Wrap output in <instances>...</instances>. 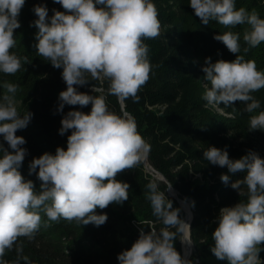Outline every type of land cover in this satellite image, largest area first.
Here are the masks:
<instances>
[{"label":"clouds","instance_id":"clouds-1","mask_svg":"<svg viewBox=\"0 0 264 264\" xmlns=\"http://www.w3.org/2000/svg\"><path fill=\"white\" fill-rule=\"evenodd\" d=\"M64 11L36 5L38 17L33 25L38 29L34 45L38 56L62 69L66 90L59 93L57 111L65 105L85 107L91 111H68L61 120L59 134L69 130L67 148L57 147L55 154L45 152L29 163V175L36 174L40 189L26 180L20 168L27 155L23 136L33 114L18 112L15 94L18 85L5 81V93L0 97V264L6 251L15 250L20 256V238L32 240L41 226V212L51 221L75 220L82 225L99 227L108 217L96 209L128 200V183L116 179L119 173L135 168L150 151V145L138 131L135 119L128 113L109 110L105 95L79 92L76 86L96 81H107V94L123 103L138 102V93L150 78L147 39L160 35L161 24L152 0H54ZM25 0H0V73L15 75L23 64H30L27 56L11 50L16 46L14 30L21 27L19 15ZM195 15L204 25L214 21L225 29L247 25L243 51L264 43V18L252 9L237 8L235 0H190ZM229 52L233 61L211 62L205 58L202 67L208 105L245 104L249 117V131H264V110L252 93L264 89V71L258 70L254 60L240 55V33L231 30L215 35ZM210 85V87H209ZM92 91H98L94 86ZM11 151H10V150ZM203 158L212 165L226 167L228 174L220 180L227 185L231 176L236 179L231 187L246 200L219 210L217 227L212 232L214 244L210 251L227 264H262L259 253L264 250V158L249 150L239 159H231L227 150L209 146ZM38 169V171H37ZM149 190L152 215L162 224L159 231L140 230L131 248L121 252L119 264H191L174 247L178 234L189 226L174 209L172 202L155 182ZM171 189V184L166 188ZM175 229L176 231H172ZM185 242L183 239H180ZM27 261V257H23ZM18 264V262H17Z\"/></svg>","mask_w":264,"mask_h":264},{"label":"trees","instance_id":"trees-1","mask_svg":"<svg viewBox=\"0 0 264 264\" xmlns=\"http://www.w3.org/2000/svg\"><path fill=\"white\" fill-rule=\"evenodd\" d=\"M152 2L157 8L161 28L157 38L144 41L148 46L147 55L152 68L149 80L138 93V102L128 99L121 105L115 96L107 94V81H96L91 77H88V84L76 87L79 92L89 95H105L110 111L117 114L128 112L135 119L139 133L150 145L147 165L161 173L165 180L155 177L154 174L159 176L156 172L148 171L143 161L135 168L119 173L116 179L130 185L128 200L122 204H110L103 210L97 208V214H106L108 217L99 227L92 223L82 225L75 220L51 221L41 212V226L34 238H20L18 241L22 245V254L18 256L14 249L6 251L3 259L8 264H119L118 255L131 248L139 238L141 229L149 232L159 231L162 227L152 215L147 199L149 190L146 185L150 182L158 185V190L164 192L174 209H180L179 215L183 220L184 210L166 188L171 184L178 197L190 200L192 219L189 235L193 248L187 260L191 264H209V259L216 258L210 248L214 244L212 232L217 227L219 210L246 200L245 196H239L231 187L236 179L243 178L245 174L231 176L227 185L220 177L214 181L194 178L191 166L184 163L183 157L193 159L197 155H192V152L182 154L176 141H205L228 131L249 129V117L252 114L244 111V103L216 105L227 115L208 107L203 99L206 81L202 67L208 57L212 63L220 59L233 61L236 58L222 42L213 38L231 30L240 33L239 54L244 55L246 60H254L257 69L264 71V43L249 48L245 53L243 49L248 45L243 41V32L247 25L232 29H225L214 21L204 25L191 8L190 0ZM235 4L237 8L244 7L249 12L255 9L264 18V0H235ZM36 5L48 8L49 22L53 9L64 11L54 0H25L18 17L21 27L14 30L16 46L11 51L21 57L27 56L31 63H22L15 75L0 73V97L6 91L3 88L5 81L18 85L15 94L18 112L21 115L28 111L33 114L28 126L18 130L16 135L26 140L22 147L27 149V155L20 168L21 174L26 180H32L39 191L40 181L36 174L29 175V163L45 152L54 155L57 147L66 149L71 131L63 136L59 134L63 116L70 110L89 113L91 104L85 107L65 105L63 112L57 111L59 93L66 90L67 86L62 79L63 70L54 68L50 61L38 56L34 47L38 31L33 25L38 19L33 11ZM93 86L98 91L93 92ZM252 95L261 102L260 110H264V89ZM257 131L264 134L262 130ZM0 143L8 148L2 137ZM258 154L264 158V151ZM220 169L217 174H220ZM224 174H228V171ZM181 203L187 204L185 200H181ZM180 239L182 234H178L174 247L183 257ZM23 257H27V261ZM259 257L264 258V250L259 253Z\"/></svg>","mask_w":264,"mask_h":264},{"label":"rangeland","instance_id":"rangeland-1","mask_svg":"<svg viewBox=\"0 0 264 264\" xmlns=\"http://www.w3.org/2000/svg\"><path fill=\"white\" fill-rule=\"evenodd\" d=\"M208 107L216 110L220 114L225 115L223 110L219 109L216 105H208ZM227 115V114H226ZM229 115V114H228ZM230 116V115H229ZM177 148L182 154L197 155L190 159L188 156L183 157L184 163L191 166V173L194 178L207 179L209 181L217 180L220 174L226 173L228 170L226 167H220L218 165H212L203 158V151L209 146H215L221 150H227L231 159H239L243 155L247 154L249 150L258 153L264 151V134L249 129L241 130L238 132L228 131L219 136H216L210 140H177ZM196 150V151H195ZM218 168L220 174H217ZM186 201L189 199H185ZM189 208V204H185ZM262 264H264V258H260ZM209 264H227L226 261L218 260L217 258H211L208 260Z\"/></svg>","mask_w":264,"mask_h":264},{"label":"water","instance_id":"water-1","mask_svg":"<svg viewBox=\"0 0 264 264\" xmlns=\"http://www.w3.org/2000/svg\"><path fill=\"white\" fill-rule=\"evenodd\" d=\"M142 161L144 162V164H145V166H146V168H147L148 171H150V172H156L157 174H159V176H156V175L154 174L155 177H157L158 179H161V180H165V179H164V176H163L161 173L157 172V171L154 170L151 166H148V165H147V155H146V157H145ZM168 186H169V185H168ZM167 191H168V193H169L170 196L176 198V200L178 201L179 205H180V206L182 207V209L184 210L183 206H182L181 203H180V197L177 196L176 191H175L172 187H171L170 190L167 189ZM187 202H188L189 205H190V210H189L190 217H189V223H188V225L190 226V222H191V219H192V210H191L190 200H187ZM184 212H185V210H184ZM184 217H185V216H184ZM189 226H188V237H189V241H190V249H191V252H192V248H193V246H192V241H191V239H190V235H189ZM183 235H184V234L182 233V239H183ZM182 245H183V242H182ZM183 258H185L184 254H183Z\"/></svg>","mask_w":264,"mask_h":264},{"label":"bare ground","instance_id":"bare-ground-1","mask_svg":"<svg viewBox=\"0 0 264 264\" xmlns=\"http://www.w3.org/2000/svg\"><path fill=\"white\" fill-rule=\"evenodd\" d=\"M181 200H185V199L180 198V203H181ZM185 202L188 203L186 200H185ZM181 205L183 206V208L185 210L184 221L187 220L186 223L188 224L189 223V217H190V213H189L190 205H189V208L184 203H181ZM183 240L185 241V242H183V254L185 256V259H188L189 256L191 255L190 241H189V237H188V226L185 228Z\"/></svg>","mask_w":264,"mask_h":264}]
</instances>
